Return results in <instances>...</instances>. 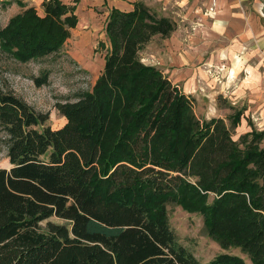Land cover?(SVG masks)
Segmentation results:
<instances>
[{
	"label": "trees",
	"instance_id": "trees-1",
	"mask_svg": "<svg viewBox=\"0 0 264 264\" xmlns=\"http://www.w3.org/2000/svg\"><path fill=\"white\" fill-rule=\"evenodd\" d=\"M16 2L0 53L23 64L59 54L80 0H43V15ZM132 7L107 16L104 71L56 105L61 129L0 87L12 166L0 169V264H204L179 244L170 203L202 214L219 246L249 262L222 253L205 264H264V130L248 121L234 139L243 110L201 120L195 100L141 57L176 22L142 1ZM47 81V72L34 79Z\"/></svg>",
	"mask_w": 264,
	"mask_h": 264
},
{
	"label": "rangeland",
	"instance_id": "rangeland-1",
	"mask_svg": "<svg viewBox=\"0 0 264 264\" xmlns=\"http://www.w3.org/2000/svg\"><path fill=\"white\" fill-rule=\"evenodd\" d=\"M16 1L34 6L40 15L44 13L40 0H0V28L21 12ZM133 1H142L177 22V30L172 38L164 41L156 37L140 53L145 64L160 68L195 100L194 112L201 120H211L213 117L227 120L235 110H243V127L240 125L234 139L241 136L248 121L260 123L262 126L258 125L257 129L264 130V55L249 59L242 57L237 69H234L233 63L236 58L233 61L230 58H213L209 50L215 44L208 43L211 37L208 32L217 29L216 12L211 15L213 10L207 7L208 0L195 3L201 6L200 10L199 6L193 9L195 4L191 3L194 0H80L77 5L78 26L71 32V37L59 54L23 64L0 53V87L22 99L36 112L47 114L49 120L46 125L53 130L61 129L67 119L59 114L56 105L68 100L75 101L80 93L93 89L104 71L105 48L109 46L105 33L107 16L113 8L128 9ZM229 1L233 8L231 13L242 12L243 16L247 14L248 17L254 16L252 12L255 10L264 35V0H237L238 4L234 3L236 0ZM64 2L71 4L73 0ZM221 42L225 45L230 41L223 37ZM183 56L188 59L185 60ZM218 61L222 64L217 68L215 63ZM234 71L235 74L231 75ZM46 72L47 83L42 87L37 86L34 79L42 78ZM232 90L239 100L232 99ZM4 138L5 133L0 126V169L9 170L12 166L7 158ZM168 216L179 244L200 263H209L222 253L238 254L245 262L248 260L238 249L226 251L221 248L209 235L202 214L191 213L170 203ZM52 221L63 224L55 218ZM45 226L46 223L43 224Z\"/></svg>",
	"mask_w": 264,
	"mask_h": 264
},
{
	"label": "crops",
	"instance_id": "crops-1",
	"mask_svg": "<svg viewBox=\"0 0 264 264\" xmlns=\"http://www.w3.org/2000/svg\"><path fill=\"white\" fill-rule=\"evenodd\" d=\"M197 1L198 0H196V1L194 0L191 3V5L195 4ZM230 2L231 1H229V0H208V1H206L207 7H211V9L213 10V12H211V15H214V13L216 12V14H215L216 15L215 25L217 28L214 31L208 32L211 36L210 39H208V43H214L215 44L214 48H210L209 53H211L213 55V58H218V59H222V58H225V59L228 58L229 59L230 58L233 61V59L236 58V61L233 63L235 66L234 69H237L238 67H240V63H241L240 60L242 57L249 59V57H256L260 54L264 55V35L262 34V26H261L260 20L258 19L257 15H255V10L252 12V14L254 16L250 15L248 17H246L247 14L243 16L242 12L231 13L233 11V8H231V6L229 4ZM42 3H43V0H40L41 5H42ZM189 3L190 2H188V4ZM226 3H227V5H226ZM234 3L238 4V1L236 0ZM196 4L194 5L193 9H196L199 6V5L197 6ZM200 8H201V6H199V10H200ZM258 8L259 7L257 6V12L259 13ZM120 9L124 10V11H131V10H133V7L131 4V7H129L128 9H122V8H120ZM188 9H190V8L188 7ZM236 10H237V8H236ZM186 12H187L186 15H188L189 12L188 11H186ZM206 15L209 16V13H207ZM208 20L209 19L206 18L207 22H208ZM225 25H227L229 27H226ZM214 29H215V27H214ZM223 37H226L228 39V41H230L229 44L222 45L223 43L221 42V39ZM170 38H172V37H170ZM170 38L165 39V40H169ZM183 58L185 60L188 59L185 56H183ZM215 64H216V67L218 68L219 64H222V62L218 61ZM221 72H222V70H221ZM232 74H235V71L232 72L231 75ZM176 85H178V84H176ZM180 89H182V88H180ZM183 92L185 93L184 90H183ZM234 92L235 91L232 90L231 93L233 95L231 94L230 96L232 97L233 100L234 99L239 100V98L236 96L237 94H234ZM237 93L239 94V91ZM239 96H240V94H239ZM258 121L259 120H255V122H258ZM243 122L244 121H241V124H240L242 127H243V125H242ZM258 125L262 126L260 123L254 124L255 127H258ZM251 130H252V128L248 125V122H247L246 128L243 130L242 133L244 134V133H247ZM242 133L240 135H243Z\"/></svg>",
	"mask_w": 264,
	"mask_h": 264
}]
</instances>
